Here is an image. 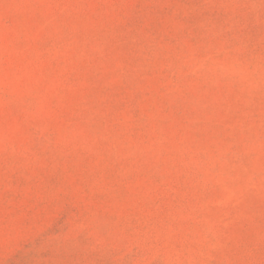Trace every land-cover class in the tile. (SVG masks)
<instances>
[{
  "label": "rangeland",
  "instance_id": "374dc122",
  "mask_svg": "<svg viewBox=\"0 0 264 264\" xmlns=\"http://www.w3.org/2000/svg\"><path fill=\"white\" fill-rule=\"evenodd\" d=\"M0 264H264V0H0Z\"/></svg>",
  "mask_w": 264,
  "mask_h": 264
}]
</instances>
